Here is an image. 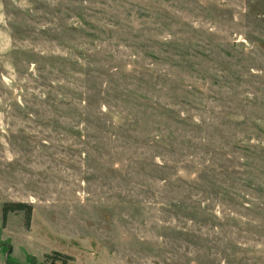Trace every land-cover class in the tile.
Returning a JSON list of instances; mask_svg holds the SVG:
<instances>
[{"label":"rangeland","instance_id":"rangeland-1","mask_svg":"<svg viewBox=\"0 0 264 264\" xmlns=\"http://www.w3.org/2000/svg\"><path fill=\"white\" fill-rule=\"evenodd\" d=\"M6 263L264 264V0H0Z\"/></svg>","mask_w":264,"mask_h":264},{"label":"trees","instance_id":"trees-1","mask_svg":"<svg viewBox=\"0 0 264 264\" xmlns=\"http://www.w3.org/2000/svg\"><path fill=\"white\" fill-rule=\"evenodd\" d=\"M24 208H26V205L20 204V203H8L5 204L2 208V219L5 220V217L7 213L9 212H18V211H24ZM28 208V207H27ZM26 214V223H29L30 220V211H24ZM55 256H58L60 259L64 261H71L72 257L67 255H62L60 253L54 252Z\"/></svg>","mask_w":264,"mask_h":264},{"label":"water","instance_id":"water-1","mask_svg":"<svg viewBox=\"0 0 264 264\" xmlns=\"http://www.w3.org/2000/svg\"><path fill=\"white\" fill-rule=\"evenodd\" d=\"M7 258V253L5 254V259ZM7 264V263H6Z\"/></svg>","mask_w":264,"mask_h":264}]
</instances>
